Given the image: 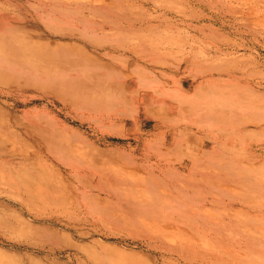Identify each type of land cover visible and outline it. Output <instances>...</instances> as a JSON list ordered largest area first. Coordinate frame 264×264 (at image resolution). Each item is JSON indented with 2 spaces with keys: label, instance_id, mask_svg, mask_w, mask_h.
<instances>
[{
  "label": "rangeland",
  "instance_id": "374dc122",
  "mask_svg": "<svg viewBox=\"0 0 264 264\" xmlns=\"http://www.w3.org/2000/svg\"><path fill=\"white\" fill-rule=\"evenodd\" d=\"M0 264H264V0H0Z\"/></svg>",
  "mask_w": 264,
  "mask_h": 264
}]
</instances>
